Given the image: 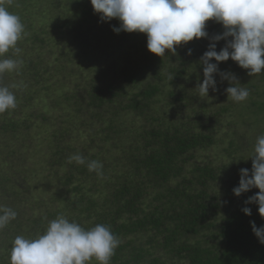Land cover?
Returning <instances> with one entry per match:
<instances>
[{"label":"trees","instance_id":"1","mask_svg":"<svg viewBox=\"0 0 264 264\" xmlns=\"http://www.w3.org/2000/svg\"><path fill=\"white\" fill-rule=\"evenodd\" d=\"M26 1L13 0L12 4H6L10 12L20 17L24 30L34 28V9L28 10ZM88 1H74L71 7L74 14L62 27L49 13L46 18L53 21L49 28L54 32L52 36L68 38L79 58L85 53L83 48L88 46L83 38L86 32L94 30L92 38L100 42H114L117 35L128 44L136 41L138 32H114L119 21L115 18L101 21ZM97 18L99 29L94 27ZM223 30L219 23L207 21L209 38L193 39L197 42L190 44L189 55L193 58L189 62L198 59L207 50L210 37ZM109 31L114 33L108 35ZM42 33L45 34V30ZM24 40L22 43L30 42L37 49L41 48L39 44H48L35 31L24 33ZM225 43V40L216 42V50ZM196 46L199 51L195 50ZM134 47L139 48L138 41ZM137 52L141 57L135 63L128 64L129 60L125 59L120 68L111 63L106 71L95 69L86 88L76 89L72 96L64 95L62 100L68 102L74 115L59 126V133L54 134L53 137L57 136L60 141L48 142L49 147L54 144L58 152L45 163L56 173L59 168L64 172L61 184L64 190L59 192L57 200L60 208L53 206L52 211L50 206L46 217L31 218L28 222L20 221L26 215L19 207L21 201L14 200L10 205L3 203L16 211L17 216L0 232V264H10V249L16 236L36 238L44 233L49 221L58 216L75 222L77 219L78 224L84 220L85 230L97 224L109 226L120 240L110 264H264V244L258 242L250 226V221L257 227L264 225V218L259 216L256 204L244 203L259 189L252 188L235 196L232 189L238 186L240 169L228 165L217 167L211 157L201 155L212 148H220L222 141H229L230 145L220 149L225 159L239 153L247 142L248 156L251 155L257 137L264 135V105L252 100L260 95V90L261 96L264 95V72L249 76L247 69L243 71L231 59L218 64L219 72L233 74L239 86L250 91L248 101L235 106L245 129L237 139H228L232 135L218 136L221 132L219 118L231 106L207 115L210 102L195 96L194 86L197 85H188L203 81L202 65H193L189 72L183 66L186 58L182 54L177 53L174 59L170 52L162 57L144 48ZM176 60L184 62L175 63ZM214 79L216 87L222 86V91L231 86L219 74H214ZM232 83L237 84L236 81ZM175 85L181 87L183 94L172 90ZM15 96L17 104L31 99L28 93L20 95L19 91ZM171 97L175 99L169 100ZM184 100L188 104L180 105ZM68 104H65V111L69 110ZM189 106L192 114L186 109ZM18 112L16 107L0 114V197L4 198L0 203L12 197L10 188L19 190L23 184L18 183V179L10 180L7 172L17 166L10 160L15 153L11 151L16 147L14 142L20 147V142L29 138L28 127L22 125ZM249 115L253 121L248 124ZM42 116L45 121L47 117ZM73 130L88 136L86 144L74 153L86 158L84 165L70 163V156L61 155L66 150L64 141H68L67 136ZM232 146H235L234 151H231ZM89 149L96 150V155L86 154ZM103 155L107 157L103 159ZM92 160L103 164V176L88 170L87 161ZM251 166L250 160L241 169H248L251 175ZM66 193L71 198L62 197ZM243 207L251 208L250 216L244 215Z\"/></svg>","mask_w":264,"mask_h":264},{"label":"clouds","instance_id":"2","mask_svg":"<svg viewBox=\"0 0 264 264\" xmlns=\"http://www.w3.org/2000/svg\"><path fill=\"white\" fill-rule=\"evenodd\" d=\"M13 0H0V75L11 72L23 63L22 60L2 58L10 49L19 53L17 42L24 34V25L18 15L10 12L7 5ZM94 13L101 21L113 18L119 27L113 31L146 34V48L158 57L165 56L166 50L176 53V47L187 44L194 38H209L206 22L213 20L224 29L222 33L210 37L207 50L200 57L203 66V81L197 85L200 96H208L209 89L216 90L214 74L229 81L225 89L227 99L243 102L249 89L239 86L236 77L227 72H219L218 64L229 59L248 75L264 72V0H89ZM231 37V39H228ZM225 40V46L216 50V42ZM188 54H191L189 49ZM210 61H215L212 63ZM236 81L237 84L232 82ZM17 107L16 96L10 88L0 83V114ZM251 175L248 169H240L238 186L232 189L235 196L252 188L259 191L244 202L256 204L261 218H264V135L257 137L250 155ZM84 165L86 158L73 154L69 162ZM89 171L103 176V164L87 161ZM244 215H251V208L243 207ZM17 216L11 208L0 205V229L7 226ZM253 234L260 244H264V225L257 227L250 221ZM120 240L109 226L97 224L85 230L75 221L58 216L49 221L43 234L36 238L16 236L10 249V264H87L95 258L98 264H110Z\"/></svg>","mask_w":264,"mask_h":264},{"label":"rangeland","instance_id":"3","mask_svg":"<svg viewBox=\"0 0 264 264\" xmlns=\"http://www.w3.org/2000/svg\"><path fill=\"white\" fill-rule=\"evenodd\" d=\"M74 1L76 0H54L53 2L47 0H27L26 8L28 10L34 9L32 27L36 30H34V28H28L24 30V33H32V31H35L40 34L41 39H43L45 43L47 41L48 44H39L41 48L37 49L32 46L30 42L22 43V41H25L23 34L16 45V47L20 49V52L15 53L14 50L10 49L9 52L2 57L22 60L23 63L20 64L16 70L5 72L0 75V82L8 86L10 91L14 94L16 91H19L20 95L28 93V96L31 98L27 102L23 101L17 104L19 111L18 117L22 125L28 127L27 131L29 138L25 139L22 143L20 142V147L16 144L17 141L14 142L16 147L11 151H15V153L11 156L10 160L17 166L14 165L12 169L7 171L10 180L18 179V183H23L22 188L14 191L13 188H10V194L12 195L13 193L12 197L0 203V205L3 203L10 205L14 200L18 202L21 201L19 205H22L19 207L25 210L24 212L26 215L23 216L20 221L29 222L31 218H44L46 214L51 211L50 206H52V211L53 206L55 209L60 208V202L57 200L60 198L59 192L64 190V187L61 185L64 182V172L59 168L56 173L54 170H50L46 167L45 163L48 158L50 159V157H52V154L58 152L57 147L54 144L52 147H49L48 142L54 139L60 141V138L57 136L55 138L53 137L54 134L59 133L57 132L59 131V126L63 122L68 121V119H70L69 116L73 117L74 115L68 102L62 100L64 95L72 96L71 94H73L76 89L86 88L88 85L86 82L92 77V71L95 69L96 71H106L108 65L111 63L120 68L125 59L129 60L128 64H132V62L135 63L137 61L136 59L141 57V54L137 52L138 50L144 48L148 51L146 48V34L139 33L138 36L137 33L135 35L137 38L135 42L137 43L138 41L139 43V48L136 49L134 47L135 42L128 44L124 42L122 36L118 35L114 42L113 40L100 42L96 38L93 39L92 37L95 34L93 30L89 33H83V38L87 40L86 43L88 46L83 48L85 53L79 58V55H76V47L69 42L68 38H64L63 40L59 35H55V38L52 36L54 32L51 33L49 28L51 25L50 22L52 23L53 21L47 19L49 13L53 14L52 17H54L56 24L62 27L74 14L73 8H71ZM88 4L91 5L89 1ZM38 13L40 14L36 15ZM98 20L99 18L96 19V26L94 27L99 29L100 22ZM102 24L104 23L102 22ZM43 30H45V34L42 33ZM104 30L103 28L101 34L104 33ZM112 32L113 31H109L108 35L112 34ZM196 42L192 40L187 44L177 46L176 53L173 54L174 59H177V53L182 54L186 58L184 60L186 64H183V66L189 72L193 65H201L200 57L203 54H201L198 59L194 58L192 62H189L192 60L193 56L188 54V49L191 48L190 44H196ZM20 43L22 44L21 46H19ZM57 43L58 45H56ZM195 50L199 51V47L196 46ZM129 53L130 56H128ZM166 53L169 52L166 50L165 54ZM184 61L176 60L175 63ZM242 70L245 71L246 69ZM184 84L185 82L181 84V87H183ZM188 85L193 86L198 84L189 82ZM181 87L175 85L172 90L179 93ZM194 87L196 88V86ZM20 89L26 92L20 91ZM194 92H196V97L206 100L208 103L210 102V106L206 109L207 115H212L219 109H226L228 106H231L229 111L223 113L219 118L221 132L218 136L229 134L232 136H229L228 139H237V135H240L243 129H245L244 125L240 123L243 121L239 120L243 119L242 116L238 115L235 111L236 104L239 103L241 105L242 102H234L227 99L226 92L222 91V86L216 87L215 91L209 89L208 96H200L198 88H196ZM180 93L183 94V91H180ZM261 93L262 90H260V95L252 97V100L255 101L256 104L264 105V99H261L264 95L261 96ZM173 99H175V97H171L169 100ZM247 101L248 99L246 102ZM66 103L69 105L68 111H65ZM179 104L187 105L188 103L187 100H184ZM186 109L192 114L191 106ZM42 115L47 117L45 121L42 120ZM74 117L80 118L79 115H75ZM246 121V123L249 124L253 121V118L249 115ZM71 122L73 123L71 127L75 126L73 118ZM86 137L88 136L85 133H80L75 130L72 132L70 131V134L67 136L68 141H64L65 143L63 144L66 150L61 155L64 157L73 155L77 148L86 144ZM248 143L249 142L245 144V147L240 148L239 153L235 152L231 158L228 159L223 158L220 149L223 150L230 146L229 141H222L220 148H212L209 152L202 153L201 155H203V157H211V159L215 161V166L217 167L228 165L229 167L241 169L247 166V162L251 160V158H249L250 156H248L250 154L248 151ZM16 148H18L19 151H16ZM234 150L235 146H232L231 151ZM236 150H238L237 143ZM85 153L88 155H96L95 153H97V151L89 149ZM104 157L107 156L103 155L102 158L105 159ZM74 185H76V183H74ZM63 196H65L66 199L71 198V195L68 193L63 194L62 197ZM0 199L4 200L2 197H0ZM65 218L69 220L68 217ZM72 220L73 219L69 221L71 222ZM75 220L76 223H78L77 219ZM79 225L83 227L85 225L84 220H82ZM3 230L5 229H0V232ZM87 264H98V261L93 258L87 262Z\"/></svg>","mask_w":264,"mask_h":264}]
</instances>
